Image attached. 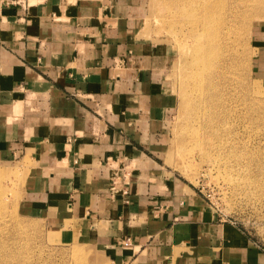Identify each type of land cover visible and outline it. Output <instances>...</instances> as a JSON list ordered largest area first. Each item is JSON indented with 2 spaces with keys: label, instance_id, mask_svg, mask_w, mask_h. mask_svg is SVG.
Wrapping results in <instances>:
<instances>
[{
  "label": "crops",
  "instance_id": "1",
  "mask_svg": "<svg viewBox=\"0 0 264 264\" xmlns=\"http://www.w3.org/2000/svg\"><path fill=\"white\" fill-rule=\"evenodd\" d=\"M140 13L137 0H0V161L27 162L22 209L87 221L116 260L264 264L160 160L169 55L139 38Z\"/></svg>",
  "mask_w": 264,
  "mask_h": 264
},
{
  "label": "rangeland",
  "instance_id": "2",
  "mask_svg": "<svg viewBox=\"0 0 264 264\" xmlns=\"http://www.w3.org/2000/svg\"><path fill=\"white\" fill-rule=\"evenodd\" d=\"M137 3L141 7L139 38L161 46L169 55L161 75L164 86L156 90L161 96L157 116L164 136L160 160L172 177L199 196L207 220L238 228L252 247L264 252V170L257 164L238 165L239 156L228 158L227 154L234 149L264 165V82L254 66L264 33V0H221L201 12L200 17L209 20L208 34L219 32V41L228 43L223 53L230 58L229 67L216 85L226 99L227 122L220 127L227 130L228 126V130H218L229 140L226 148L219 144L220 138L208 134L207 122L192 124L190 109L185 108L199 86L194 81L198 61L193 57L198 38L182 26L179 15L188 16L196 9L178 11L171 0ZM189 127L197 129L198 145H193ZM20 159L0 161V191L5 193L0 207V264H156L147 255L129 260L110 257L89 233L85 220L54 224L52 219L22 209L27 162ZM79 248L82 254L76 252Z\"/></svg>",
  "mask_w": 264,
  "mask_h": 264
},
{
  "label": "bare ground",
  "instance_id": "3",
  "mask_svg": "<svg viewBox=\"0 0 264 264\" xmlns=\"http://www.w3.org/2000/svg\"><path fill=\"white\" fill-rule=\"evenodd\" d=\"M221 0H171L172 5L178 11L186 12L189 10L190 7L196 9H191L188 16L179 15L181 18V24L184 28H189L191 32L195 33L197 36V44L194 47L193 57L197 59V71H196V78L195 82L199 86H195V95L193 98H188L185 102V108L190 109V121L191 123L194 121H199L200 123L202 120L209 125L210 127L209 135L214 138H220L218 141L223 147L226 148L225 144L229 145V140L220 136V131H227L225 129H221V123L227 122L226 116V99L217 85V82L221 79V75L224 76L225 69L229 67L227 60L228 58L223 52L225 48L228 46L227 42L224 44L219 40L222 38L219 35V32H213L208 34L210 27L209 20L206 22V18L200 17L202 10L207 8H214L216 7ZM208 34V35H207ZM206 37V38H204ZM203 38V39H202ZM217 41V44H214V41ZM188 49V45H185ZM191 48V47H190ZM222 59V60H221ZM221 64V66H219ZM219 122V124H218ZM193 124V123H192ZM196 124V123H195ZM198 124V122H197ZM196 124V125H197ZM219 127H218V126ZM188 133L191 134L190 137L194 141L193 145H198L200 141V135H198L197 129L189 127ZM188 134V135H189ZM190 141V140H189ZM193 141L191 143H193ZM234 150V149H232ZM228 151V158L229 156L233 155L235 158H238V165H242L243 167L257 164L262 167L264 170V165L261 161H255V157L248 154V159L243 154H238L237 151ZM243 158V160H242ZM229 160V159H228ZM226 168H229L226 165ZM7 175V174H6ZM2 176V175H1ZM3 191V189H2ZM5 194L0 191V207L4 203V198L2 195ZM77 253L82 254L83 251L79 248ZM75 252V253H76ZM76 253V254H77ZM84 255V254H83ZM82 256V255H80Z\"/></svg>",
  "mask_w": 264,
  "mask_h": 264
},
{
  "label": "built area",
  "instance_id": "4",
  "mask_svg": "<svg viewBox=\"0 0 264 264\" xmlns=\"http://www.w3.org/2000/svg\"><path fill=\"white\" fill-rule=\"evenodd\" d=\"M124 192L127 193L128 191L125 189ZM122 243H123L124 246H131L133 244L131 238H127Z\"/></svg>",
  "mask_w": 264,
  "mask_h": 264
}]
</instances>
